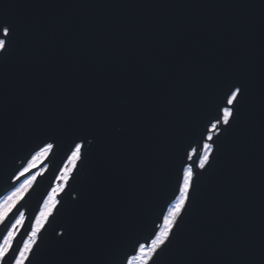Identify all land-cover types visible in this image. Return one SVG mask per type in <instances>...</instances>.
<instances>
[{"label": "water", "instance_id": "95a60500", "mask_svg": "<svg viewBox=\"0 0 264 264\" xmlns=\"http://www.w3.org/2000/svg\"><path fill=\"white\" fill-rule=\"evenodd\" d=\"M0 18L15 29L0 55V197L22 159L58 144L20 208L33 220L69 146L92 141L33 264H121L172 202L225 83L244 96L196 170L167 264H264V0H0Z\"/></svg>", "mask_w": 264, "mask_h": 264}, {"label": "snow or ice", "instance_id": "6c2138e0", "mask_svg": "<svg viewBox=\"0 0 264 264\" xmlns=\"http://www.w3.org/2000/svg\"><path fill=\"white\" fill-rule=\"evenodd\" d=\"M15 29L0 18V55L7 52L14 39ZM222 97L217 105V115L210 117L200 133V140L192 141L185 150V158L178 169L177 187L172 202L162 208L152 230L140 240L135 241L131 249L125 251L121 264H167V255L171 249L178 226L192 200L196 185L197 169L204 171L210 164L213 146L223 127L230 128L237 116V105L244 96V88L225 83L221 86ZM85 143L92 141L85 137L69 146L66 162L55 177L58 183L51 187L39 206L34 219L27 221L20 208L30 198L31 190L40 173H34L38 162L46 160L58 144L45 142L30 159L21 160L18 171L12 176L11 189L0 197V264H33L39 243L46 228L51 227L54 218L62 207L61 199L74 177L79 163L84 159ZM195 145V146H194ZM22 178L23 183L15 186ZM75 200L76 196L73 195ZM18 213V215H17ZM25 235L27 239H25ZM63 237V231L57 233Z\"/></svg>", "mask_w": 264, "mask_h": 264}, {"label": "rangeland", "instance_id": "374dc122", "mask_svg": "<svg viewBox=\"0 0 264 264\" xmlns=\"http://www.w3.org/2000/svg\"><path fill=\"white\" fill-rule=\"evenodd\" d=\"M44 161L45 160L38 162L36 168L34 169V173H40L41 174V173H44L46 171V167H44ZM38 177H39V175L37 176V178ZM23 179H22V181L20 183H23ZM17 186H19V185H17Z\"/></svg>", "mask_w": 264, "mask_h": 264}, {"label": "bare ground", "instance_id": "6f19581e", "mask_svg": "<svg viewBox=\"0 0 264 264\" xmlns=\"http://www.w3.org/2000/svg\"><path fill=\"white\" fill-rule=\"evenodd\" d=\"M44 167H46V171H47V169H48V166H44ZM46 171H45V172H46ZM45 172H44V173H45ZM23 212L25 213V210H24Z\"/></svg>", "mask_w": 264, "mask_h": 264}]
</instances>
